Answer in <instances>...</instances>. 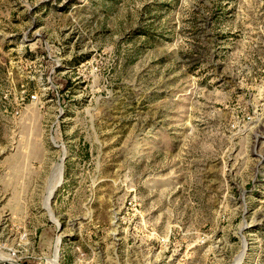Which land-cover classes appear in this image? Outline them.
I'll return each instance as SVG.
<instances>
[{
	"label": "rangeland",
	"instance_id": "rangeland-1",
	"mask_svg": "<svg viewBox=\"0 0 264 264\" xmlns=\"http://www.w3.org/2000/svg\"><path fill=\"white\" fill-rule=\"evenodd\" d=\"M0 264H264V0H0Z\"/></svg>",
	"mask_w": 264,
	"mask_h": 264
},
{
	"label": "water",
	"instance_id": "water-1",
	"mask_svg": "<svg viewBox=\"0 0 264 264\" xmlns=\"http://www.w3.org/2000/svg\"><path fill=\"white\" fill-rule=\"evenodd\" d=\"M61 184H62V181H61V183L55 188V190H54V192H53V194H52V196H51V198H50V200H49V202H48V207H50V205H51V203H52V201H53V199H54V197H55V193H56L57 189L61 186Z\"/></svg>",
	"mask_w": 264,
	"mask_h": 264
}]
</instances>
